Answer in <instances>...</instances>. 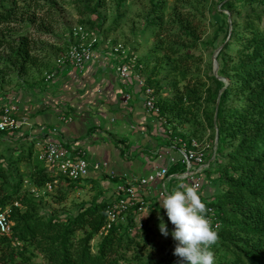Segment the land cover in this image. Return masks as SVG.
<instances>
[{
  "label": "trees",
  "instance_id": "1",
  "mask_svg": "<svg viewBox=\"0 0 264 264\" xmlns=\"http://www.w3.org/2000/svg\"><path fill=\"white\" fill-rule=\"evenodd\" d=\"M38 1L0 0V52H4V55H0V88L4 82H9L4 77L8 70L17 69L18 74H25L31 65L36 64V55L46 50L44 39L52 33L51 27L58 24L52 12L57 9L55 0H46L50 2L42 6L37 4ZM74 1L80 3L77 6L80 14L96 15L93 20L89 17L79 20L80 25L92 33L96 32L93 30L96 26L102 27L104 18L99 9L106 0ZM125 1L116 0L117 9ZM254 2L264 3V0H221L220 9L216 8V11L226 25L228 16L223 10L233 13L237 6ZM147 3L145 23L134 34L133 46L128 50L134 53L138 46L145 44L146 33L150 30L152 46L138 62L148 65L153 59L155 65L157 62L164 65L171 61L169 68L160 65L165 69L161 78L153 80L154 76L148 75L145 80V86L153 89L155 105L165 123L158 121L170 134L183 135L177 129L179 125L189 122L192 114L194 126L209 125L216 129L215 153L217 150L224 152L213 174L215 177H212L215 187L218 186L220 190L216 188L215 198L209 202L220 219V226L216 230L218 239L211 246L213 254L218 255L217 264H264V11L250 9L242 17L231 19L230 33L227 40L221 42L217 54L222 61L219 75L228 78L227 84L211 73L208 86L192 85L180 89L178 82L186 80L189 71L185 65L180 67V62L187 55L178 54L170 59V54L164 49V56L154 55H158L166 39H179L182 33L188 41H193L183 47L197 46L195 31L179 26L177 31L164 35L167 28L163 17L166 1L147 0ZM123 15L124 12L118 13L107 32L118 26ZM12 23L19 24L18 32L7 29ZM222 23L220 27L223 28ZM65 29L70 32V37L56 48L60 54L73 41L72 27ZM43 35L46 37L42 38ZM142 37L145 39L142 40ZM39 41L41 48L36 51ZM209 43H213V39ZM154 69L155 66L151 72ZM170 74L175 78L168 80ZM19 83L22 91H25V82ZM42 93L36 92L37 95L41 94L40 99ZM34 100L38 101L36 98ZM175 120L178 124H173ZM216 131L211 135L212 140ZM27 141V153L21 150L17 157L11 155L9 159L18 163L25 158L27 164L33 163L29 176L34 187L42 189L47 183L54 185L62 180L70 184L78 182L52 172L51 167L45 166L37 158L34 142ZM182 169L177 164L169 172ZM4 172V166L0 164V178L4 177ZM119 179L115 176L111 180L115 182ZM21 187V177L5 192L0 187V208L10 207L9 219L12 222L10 234L0 236V264H32L37 254L44 258L46 264H175L176 260L172 258H144L138 254L139 246L146 242L148 228H142L141 242L134 245L130 230L135 225L132 218L126 225H113L100 233L106 220L107 202L104 197L98 195L94 200L84 202L73 213L49 214L38 200L21 194ZM13 202H18V205H13ZM80 230H83V234L78 236ZM96 236L99 240L94 250L91 241ZM131 249L135 252L126 258L125 253Z\"/></svg>",
  "mask_w": 264,
  "mask_h": 264
},
{
  "label": "rangeland",
  "instance_id": "2",
  "mask_svg": "<svg viewBox=\"0 0 264 264\" xmlns=\"http://www.w3.org/2000/svg\"><path fill=\"white\" fill-rule=\"evenodd\" d=\"M87 1V0H85ZM166 7L165 12L163 14L164 20L166 21V26L168 28L165 29V33L177 31L179 26H186L192 28L195 31L197 37V46L192 48L183 47L185 45H190V42L186 39V36H183L179 39H166L165 44L158 51V55L156 56H164V52L170 54V59L176 58V55L183 54L187 55L186 58H181L180 62L181 66H186L188 69L186 80H181L178 82V86L180 89H184L185 86L192 85H200L201 87H206L210 83L208 80V76L211 73L219 76L220 79L224 81L225 84L229 82L228 78L221 77L219 74V69L221 66V60L219 59L218 50L221 47V42L227 40L228 34L230 33V21L232 18L238 19L243 16L244 12L250 9H254L256 11H264V3L254 2L251 5L237 6L233 13H229L227 10H223L227 14L226 25L223 24V19L221 15L216 11V8L220 9L221 0H165ZM46 0H39L38 5H45ZM56 2V10H53L54 18L57 20L58 24H54L51 30V34L49 37L44 39V48L46 50L41 51L35 57L36 64L31 65L30 69L24 74H18L17 69L8 70L6 80L9 82H4L2 88H0V105L8 102L9 100L14 101L19 104V107H23L24 104L29 105L31 107L32 103L40 102L41 94L37 95L36 92L39 91H47V85L50 82H46L45 72H49L54 69L56 59L60 55L59 52L56 51L58 46H62L60 42L64 40L67 41L70 37V32L65 29L68 27H75L79 25V20H85L87 17L92 20L95 19V14H80L77 6L80 3L75 2L74 0H55ZM47 6V5H46ZM148 6L147 0H126L121 4V8L117 9L116 0H106L104 5L99 9L101 12L104 23L101 28L96 26L93 32L97 35H101L104 39L109 40L110 44L113 43H121L124 45L126 49L128 47L133 46V39L135 38L134 34H136L142 25H144V13ZM119 12H124V15L121 17L120 22L116 28L112 31H108V27L111 25L114 19H116ZM41 16V13H39ZM221 23L223 24V28L220 27ZM86 25V24H85ZM29 26V25H28ZM87 26V25H86ZM11 32H18L20 30L19 24L12 23L9 25ZM65 32V33H64ZM150 30L146 33L145 37H142V40H146L145 44L138 46L135 50L134 54L136 56L137 62L139 58L144 57L148 51V48L152 46L153 37H150ZM42 38L46 36H41ZM41 38V39H42ZM148 38L149 41H148ZM141 38H138L140 40ZM156 39V38H155ZM213 39V43H209L210 40ZM58 41V42H55ZM188 41V42H187ZM109 47V46H108ZM232 51L234 50V44H232ZM41 48V41L36 46L35 50ZM174 49L175 51H171ZM35 51V52H36ZM131 52V51H130ZM37 54V53H36ZM0 55H4V52H0ZM166 56V55H165ZM104 61V59H101ZM165 62V61H164ZM140 63V62H139ZM142 68L139 71H136L133 67L134 74L140 76V81H134L136 84V88H139V85H146L145 80L148 75H153V80H157L161 78L165 72L164 68H169L171 66L170 63L164 64L161 62L156 63L151 59L148 65L142 62ZM155 66L153 72L152 69ZM61 73V72H60ZM59 75V72L56 73V76ZM57 78V77H56ZM55 78V79H56ZM175 78L173 74H170L167 79L171 80ZM25 82L26 86L23 88L25 91H22V85L19 82ZM132 84V85H134ZM151 86V85H150ZM36 91V92H35ZM49 91V90H48ZM23 94V97L22 95ZM36 98L38 101H35ZM40 100V101H39ZM46 100V99H45ZM49 101V99H48ZM191 118L189 122L183 123L182 126L184 130L182 133H185V136L192 135L199 138L202 141H206L209 145H212L216 149L215 139L212 140L211 135L213 129L211 127H200L194 126L192 114H190ZM164 120V118L162 119ZM161 121V120H159ZM178 124V121L175 120ZM180 129V128H178ZM203 130V131H201ZM196 131V132H195ZM158 132V131H157ZM202 132V133H201ZM24 136V137H23ZM26 135L19 134V132H14L11 134H4L0 139V164L4 166L5 175L3 178H0V187L5 192L10 187H13L16 183L17 179L21 177L22 179V187L20 188L21 194H26L28 196H32L34 199L38 200L43 207V209L49 214H65V213H73L78 206L83 204L84 202H89L94 200L99 194L103 193L102 188L99 185V182H90L88 177L76 182L74 184H70L65 180L59 181L52 185V187L45 188L40 192L38 196H34L31 194L30 188H32V182L30 179V173L33 169V163L27 164L26 159L23 158L20 162H13L9 159V156L13 155L17 157L20 151L27 153L28 150V141L25 139ZM20 137V138H19ZM12 139V140H11ZM11 140V141H10ZM35 146V143H34ZM224 152L217 150L215 153V157H212L210 160V166L205 170L204 176L208 178L211 174H214L216 168L219 165L220 158ZM26 162V163H25ZM53 172V171H52ZM105 175L110 177V174L105 171ZM176 179V178H174ZM207 183V182H206ZM173 185L174 187H178V184L173 181L172 184H169V188ZM220 190L218 186L215 189ZM216 190V192H217ZM149 194H151L149 192ZM148 194V195H149ZM202 198L206 201H213L215 198V194L206 198L202 196ZM144 200V198H141ZM158 198L152 197L146 201V207L143 210H137L135 213L136 218V227L132 231L133 234L131 236L134 237L135 244L136 242H141V236L143 234V227L146 226L147 237L146 242L139 246L138 254L142 257H153L156 259L162 258H172L174 260L177 257L173 254V248L175 242L171 238V236H164L159 232L158 229V220H157V204L156 201ZM151 206V210L149 211L147 216H142L146 209ZM159 213L163 215L164 210L159 209ZM142 216V217H141ZM165 222L168 227L171 228L172 225L167 221V217L165 216ZM87 227L85 228V230ZM83 234V230L77 232V235L80 236ZM99 237L96 236L92 241V248L95 250V245L98 242ZM135 250L131 249L125 253L126 258H130ZM214 256V264L218 263V255L213 254ZM32 264H46L44 258L37 254V256L32 260Z\"/></svg>",
  "mask_w": 264,
  "mask_h": 264
},
{
  "label": "crops",
  "instance_id": "3",
  "mask_svg": "<svg viewBox=\"0 0 264 264\" xmlns=\"http://www.w3.org/2000/svg\"><path fill=\"white\" fill-rule=\"evenodd\" d=\"M101 59L88 63L76 76L61 71L56 79L48 81L49 91H43L40 102L32 103L31 107L27 104L20 107V114L28 119L29 124L16 132L35 143L42 126L44 130L56 127L57 133H47V137L42 134L44 139L63 138L71 149H83L90 160L107 161V168L91 170L87 177L90 182H99L103 190L99 195L108 202L117 196L113 192L115 182L146 176L164 164L156 151L163 148L170 136L155 115L145 112L142 91L120 81L114 72L113 60ZM127 94L130 99L125 102ZM60 116L70 117V120L60 121ZM179 128L177 131L182 133L184 128ZM34 148L37 153V147ZM105 171L120 179L113 182V177H107ZM213 176L210 174L202 187L200 197L204 202L206 199L202 196L209 198L216 193ZM173 181L179 186L171 178L165 181L167 190L176 188L173 185L168 187ZM160 183L161 179H157L144 186L147 201L152 195L159 198Z\"/></svg>",
  "mask_w": 264,
  "mask_h": 264
},
{
  "label": "built area",
  "instance_id": "4",
  "mask_svg": "<svg viewBox=\"0 0 264 264\" xmlns=\"http://www.w3.org/2000/svg\"><path fill=\"white\" fill-rule=\"evenodd\" d=\"M73 41L68 49L58 56L55 67L49 72H45V80L51 81L56 77L57 72L66 71L72 76L80 73L85 66L91 61L102 58L104 61L110 59L114 61V72L120 81L125 85H132L134 81H140V76L134 74L133 67L136 71L142 68V64L137 62L136 56L132 54L121 43L110 44L109 40L104 39L101 35H97L88 31L83 25H76L72 29ZM109 46V47H108ZM137 86V83L134 84ZM143 93V107L148 114L155 115L163 124L165 120L160 117L159 110L155 105L153 89L149 86L139 85L137 88ZM130 99L127 94L125 102ZM70 117L60 116V121L67 122ZM28 119L20 114L19 104L12 100L3 103L0 106V139L4 134H11L23 127ZM162 124V125H163ZM56 127L50 130H44L42 126L39 131L35 146L37 147V158L43 162L45 166L51 167L54 173H58L72 181H80L89 175L91 170H103L108 167L107 161H94L86 156L83 149H71L65 140L60 137H52L44 139L48 134H56ZM169 141L163 145V148L156 151V155L164 160L162 166L154 168L146 176L135 177L129 181L115 182L113 192L117 196L105 204L106 220L100 233L111 228L113 225H126L129 219H133L136 225L135 213L137 210H143L146 207L144 195V186L161 179L158 186V197L160 198L167 190L165 181L171 178L180 185L192 186L197 189L201 196V190L206 183L204 176L205 170L210 166V159L215 157V145H209L206 141H202L194 136H183L170 134ZM42 134L45 136L43 137ZM181 165L182 170L173 173L169 169L175 165ZM110 176L114 177L112 172ZM51 188L52 185L47 183L44 188L39 189L34 186L30 191L34 196H38L45 188ZM141 198H144L142 200ZM204 202V201H203ZM207 208L206 215L209 217L212 226L217 230L220 226V219L216 209L204 202ZM17 206L18 202H13ZM10 207L0 208V236L9 235L11 231V220L9 219ZM130 230L133 231L135 226Z\"/></svg>",
  "mask_w": 264,
  "mask_h": 264
},
{
  "label": "clouds",
  "instance_id": "5",
  "mask_svg": "<svg viewBox=\"0 0 264 264\" xmlns=\"http://www.w3.org/2000/svg\"><path fill=\"white\" fill-rule=\"evenodd\" d=\"M156 201L159 232L166 237L170 235L175 242V264H214L211 246L216 243L218 233L206 215V205L197 189L180 185L166 190ZM161 208L163 215L159 213ZM150 210L151 206L142 216H147Z\"/></svg>",
  "mask_w": 264,
  "mask_h": 264
},
{
  "label": "water",
  "instance_id": "6",
  "mask_svg": "<svg viewBox=\"0 0 264 264\" xmlns=\"http://www.w3.org/2000/svg\"><path fill=\"white\" fill-rule=\"evenodd\" d=\"M216 140H217V131H216V137H215V144H216Z\"/></svg>",
  "mask_w": 264,
  "mask_h": 264
}]
</instances>
